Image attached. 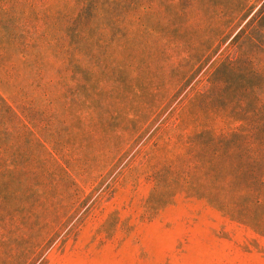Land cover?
Wrapping results in <instances>:
<instances>
[{"label": "rangeland", "instance_id": "374dc122", "mask_svg": "<svg viewBox=\"0 0 264 264\" xmlns=\"http://www.w3.org/2000/svg\"><path fill=\"white\" fill-rule=\"evenodd\" d=\"M21 1L26 51L0 24V97L29 130L0 187V264H264V235L193 195L178 110L264 0ZM250 57L264 75V42Z\"/></svg>", "mask_w": 264, "mask_h": 264}, {"label": "trees", "instance_id": "16d2710c", "mask_svg": "<svg viewBox=\"0 0 264 264\" xmlns=\"http://www.w3.org/2000/svg\"><path fill=\"white\" fill-rule=\"evenodd\" d=\"M10 1L0 0V24L3 22L5 26L11 20V31L4 37L8 42H15L21 52L26 51L29 46L26 34H17L22 15L18 9H22L24 1L13 0L15 5ZM81 1L86 9L97 3V0ZM8 3L15 14H7ZM233 32V29L227 30L221 40L203 44L197 54H190L188 62L191 57L195 67L200 64L190 81ZM263 42L264 3L234 34L223 53L209 64L178 107L182 110L188 106L193 120L187 138L188 148L192 150L187 170L191 173H186L194 181L193 195L206 199L210 205L249 225L260 235H264V75L250 53L261 49ZM236 49L238 59L231 55ZM186 69V74L179 77L180 84L194 67ZM27 119L0 97V187L14 182L11 170L17 163L15 138H29ZM216 119L227 132H219ZM187 125L182 120L179 123V126Z\"/></svg>", "mask_w": 264, "mask_h": 264}]
</instances>
